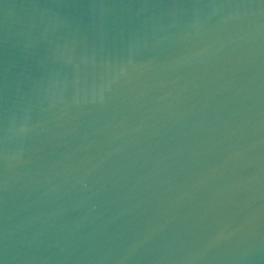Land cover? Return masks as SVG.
I'll list each match as a JSON object with an SVG mask.
<instances>
[{
  "label": "water",
  "instance_id": "95a60500",
  "mask_svg": "<svg viewBox=\"0 0 264 264\" xmlns=\"http://www.w3.org/2000/svg\"><path fill=\"white\" fill-rule=\"evenodd\" d=\"M0 264H264V0H0Z\"/></svg>",
  "mask_w": 264,
  "mask_h": 264
}]
</instances>
